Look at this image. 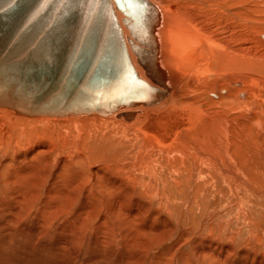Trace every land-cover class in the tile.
I'll use <instances>...</instances> for the list:
<instances>
[{
  "label": "bare ground",
  "instance_id": "1",
  "mask_svg": "<svg viewBox=\"0 0 264 264\" xmlns=\"http://www.w3.org/2000/svg\"><path fill=\"white\" fill-rule=\"evenodd\" d=\"M249 6L246 5V0H215L214 2L212 0H0V82L7 91V97L0 103H9L18 107V110H15L0 105V118L12 112L18 117L43 118L45 122L67 120L70 124L77 125L78 120L82 121L85 117L98 115L102 121L117 125L111 121L113 119L134 131L139 146L138 151L134 150L136 153L130 165L141 176L132 178L131 182L136 186L125 183L130 189V191L126 189L128 191L126 194H132L135 187L142 192L140 191L138 198L136 196L137 204H134L132 215H128L129 218L121 215L120 222L129 228L126 231H131L130 223L134 218L139 220L140 217L142 221L143 216L149 217L151 199L164 193H173L176 197L177 194L184 196L186 186L195 188L194 194L199 195L209 185L222 180L221 185L223 184L227 189L226 194L236 200L240 199L241 202L247 203L250 197L264 198V118L259 115L264 113V110H261V104H257L259 102L248 108V88L254 89L253 100L254 98L257 100L260 95L256 92H260L259 86H264V58L249 56L252 38L249 37L248 20L245 18ZM250 14L253 16V13ZM249 22L252 21L249 19ZM210 24L213 25L211 31L207 29L209 27L207 25ZM253 32L257 43L264 46V28H255ZM66 84H78V87L69 92L70 96L77 102L88 101L92 106L90 112L81 110L63 115H30L20 109H27L28 104L31 103L22 97V93L30 99L40 96L36 99L38 101L42 94L50 90L46 98L51 99L52 95L56 97L55 93L61 92L66 95L64 86ZM187 85L196 86L188 88ZM21 87L24 88L23 92ZM39 87L42 88L41 92L37 89ZM216 89L223 90L215 91ZM7 111H10V114ZM101 117L109 119L105 120ZM124 127H121L122 131ZM114 133L110 134L109 140L114 139L116 136ZM88 138L87 135L83 143L84 148L87 146ZM48 146L46 148L52 149ZM119 150H123V147ZM12 170L9 173H12ZM39 171H42L41 168L34 171L35 175ZM91 172L94 175L92 169ZM204 173L208 177L207 175L203 177ZM28 174L30 173L24 172V175ZM22 176L16 173V178L21 180L25 177ZM108 176L110 178L111 175ZM145 176L150 177L149 182L142 180ZM34 178L39 180L41 176L37 174ZM159 181L162 187L160 192L154 185ZM24 183L18 181L20 187H17H24ZM123 183L122 187L125 185ZM70 184L66 186V193H70L72 188ZM109 184L111 186L112 182ZM119 185L121 184L115 186L116 189ZM57 189L58 187L53 185L49 191H46L52 195ZM65 190H62V193H65ZM60 193L58 192V195ZM121 193L123 197L125 193ZM31 195L32 198L35 197L34 194ZM83 196L86 195L83 193ZM86 197H88L87 202L92 199L89 198V194ZM141 197L147 199L149 203L144 204L141 201L140 204ZM240 197L246 201H242ZM115 199L114 201L117 200ZM104 201L103 199L102 202ZM123 202L124 206L131 205ZM91 203L86 206L90 207ZM114 205L115 211L120 210L121 204L117 205L116 201ZM92 207L94 209V205ZM83 209L87 211L86 208ZM81 211L79 210L78 213ZM83 212L85 214L84 210ZM17 214L14 213L15 217ZM164 219L163 222L168 223L167 219ZM157 225H152L155 229L150 223L148 226L145 225V228L148 227V232H151L152 239H155L153 242L159 243L174 232L172 226L165 225L159 228ZM140 228L144 229L142 226ZM183 237L185 238L184 235ZM255 239L259 243L260 239L258 237ZM211 240L212 238H208L204 244L205 248H195L196 257L202 260L199 264H205L207 256L211 259L215 257L214 259L219 262L222 258H219L216 250L224 258L235 255L229 245H221L217 249L214 247L210 253L211 246L213 248V245H219ZM252 252L241 251L238 261L234 264H245V257L250 256H253V259L249 264H264V255L259 256L257 260L256 253L250 255ZM211 262L207 264H222L221 261Z\"/></svg>",
  "mask_w": 264,
  "mask_h": 264
},
{
  "label": "rangeland",
  "instance_id": "2",
  "mask_svg": "<svg viewBox=\"0 0 264 264\" xmlns=\"http://www.w3.org/2000/svg\"><path fill=\"white\" fill-rule=\"evenodd\" d=\"M212 1L214 2L215 0ZM263 2L264 0H246V5L248 4V6H250L246 10L247 16H245V18L248 20L249 26L247 25V28L249 37L252 38V49L249 52V56L251 55L250 57L253 56V58L258 56L264 58V46L257 43L256 37L253 32L255 28H264ZM250 13H253L254 17L250 16L252 15ZM249 19L253 23L249 22ZM256 22H260V25L256 24ZM210 25H207V27L209 26L207 29L211 31V27L213 28V25ZM252 29L253 31H251ZM259 53H261V55H259ZM195 86L187 85L188 88H194ZM259 89L260 92L256 93H259L260 97L258 96L257 100L255 98L253 100V96L255 97L254 89L252 87L248 88V108H252L254 103L259 102L257 104H261V110L263 111L264 86H259ZM217 90L220 91L223 89H216L215 91ZM10 113V115H7L6 117L2 116L0 118V264H199L202 260H198V257H196L195 255V251L198 247L205 248L204 244L206 243L208 238H212L211 241L213 243H219V245H213V248L211 246V248L209 249L210 253L211 251H213L214 247L215 249H217L221 245H229V248L230 246L232 247L231 251L233 250L235 252V255H232V257L224 258L219 255L218 250H216L219 258H224L223 261L222 259L219 260V262L221 261L222 264H234V262L238 261L239 253L245 250L251 252L256 251L250 253V255L256 253L255 256L257 255V260H259V256L264 255V244H262L264 238L263 197H256V199L250 197L248 198L249 201H247V203L245 202L246 199H242L240 197L242 201L244 200L245 203H243L240 199L236 200L226 194L227 189H225L223 184L221 185L222 180H217L215 184L209 185L205 190H202L201 194H196L197 196L194 194L195 188L186 186L184 190V196H178L177 194L176 197L175 195H173V193H164L158 194V197L151 199V208H149L151 213L150 215L148 214L149 217H147V215V218L143 216L142 221L140 217H138L139 220H136V218H134L130 223L131 231H126L129 228L120 222L122 218L121 215H123V217L125 216V218H129L128 215H132L134 204H137L135 203V200L142 192L140 189L135 187L132 191V194H126L128 193V191H130V189L127 188L128 186L125 183H129L131 186H136V184H132L131 181L133 179H136L137 176H141V174H138L139 172H136L130 165L132 163L131 161L133 160V155L136 153V151H138L137 148L139 146L138 142H136L137 138L135 136V132L131 131L128 127L120 125L113 119H111V121H113L117 125L102 121L100 119V116L98 115H96L97 117L92 116L94 117L93 119L91 116H88V118L85 117L82 121L78 120L79 123L77 125H75L74 123L72 125L67 122V120H56L57 122L46 120L47 122H45L43 118H24L18 117L17 115L15 116L12 114V112ZM259 115L261 116V118H264L263 112ZM101 118H105V120L109 119L108 117ZM118 125L124 127L125 129H123L122 131V128ZM75 131H77V133ZM133 132L134 134H132ZM113 133L116 134V136H114L113 140H109ZM87 135L89 136L86 144V148L88 149L83 147V143H85L84 140H86L85 138ZM79 138H81L82 140ZM106 138L108 140H106ZM44 141H46V144H44ZM119 144H121L120 147L118 146ZM47 146L52 149L46 148ZM122 147L123 150H119ZM84 150H86L87 152ZM42 153L43 156H41ZM61 155L63 157H61ZM95 155L97 157H95ZM42 157H44V159H42ZM80 161L82 162V165L80 164ZM98 165H100L99 167L103 166L105 168H99L97 167ZM19 167H21L22 169ZM12 168L14 170H12ZM38 168H41L42 170L41 172L39 171L37 173L41 176V180L39 179L40 181L34 178V176L37 175H35L36 172L34 171H36V169ZM91 169L94 175L92 174ZM95 169L97 172H94ZM97 169L99 171L100 169H104L105 171L102 170L99 172ZM11 170L12 173H9ZM47 170H49L48 173ZM109 170L111 171V174L109 173ZM24 172L30 174L24 175ZM31 172L34 174V176H32L33 174H31ZM134 172H136L137 175L136 173L134 174ZM16 173H18L20 176H25H22L25 180L16 178ZM107 173L111 175L110 178ZM12 174L14 177L12 176ZM49 174L51 175L49 176ZM112 175L116 176L112 177ZM206 175L207 174L204 173L203 177H205ZM7 176L11 178H8ZM75 176L78 177L76 178ZM122 176H126L124 178V183ZM6 178H8L10 181ZM51 178L55 179L52 180ZM146 178V176L142 177V180L144 179V181L149 182L150 177H148L147 179ZM17 180L23 183L25 182L24 187L18 188L20 186L18 185ZM195 180H197V178H195ZM29 181L30 183H28ZM33 182L37 184L33 185ZM67 182L69 184H73H70V186H72L70 193H66L65 190L66 186H69ZM111 182L112 184L110 186L109 183ZM75 183L77 185H75ZM118 183L121 185H119V188L116 189L115 186H118ZM122 183L125 184L123 185V187ZM9 184L11 186H9ZM52 184L55 187H58L60 191L58 189L54 190L53 194L51 195L48 194V191L53 186ZM138 184L139 183H137V185ZM154 185L159 192L162 190L160 181L158 182V184L155 183ZM78 186L79 188L81 187L80 190ZM35 187L38 188L36 189ZM167 187H169V185ZM17 189L19 190L17 191ZM75 189L79 191H76ZM126 189L129 190L127 191ZM13 190H16V193ZM62 190H65V193H62ZM124 190L126 191L124 192ZM58 192L61 193L58 195ZM119 192L125 193L126 197L125 195L122 197V193L120 194ZM22 193L23 195H20ZM83 193L86 196H88L89 194V198L93 199L94 197V199H89V202H87L86 200L88 199V197H84ZM31 194H34L35 197L32 198ZM49 196H53V198H50ZM60 196H62V199L60 198ZM115 196L117 200L115 199ZM129 196H131V198ZM79 197L80 199H78ZM193 197H195V199ZM72 198L75 199V201H73ZM113 198L117 201V205L120 206L121 204L120 210H114V204L116 203V201H114ZM71 199L72 201H69ZM82 199H84L85 201ZM103 199L105 200L104 202H102ZM139 200L140 204L141 201L144 204L149 203V201L147 199H144L143 197H141ZM123 201L127 202L128 205L131 204L129 206L132 207L130 208L127 205H125V207L123 205ZM70 202L73 203L70 204ZM85 203L89 205L91 203L92 205H94V209L92 205L89 207V205L86 206ZM242 203L243 205H241ZM82 205L84 207H82ZM83 208H86L88 212ZM122 208H124L123 211L121 210ZM126 208L129 209L126 210ZM24 209L26 210L25 212ZM78 209L82 211L78 213ZM83 210L85 211L86 215L83 214ZM92 211L94 213H92ZM13 212L15 214L19 213V215L17 214V217H15ZM109 213L110 215H108ZM73 216L77 217L74 218ZM104 217H106L105 220H103ZM71 218L77 221L73 219L70 220ZM151 218H153V220L156 218L159 219L153 221L151 220ZM164 218H166L167 220ZM163 219L168 223L163 222ZM159 220L162 223V226ZM114 222H117V224H115ZM148 223H150L151 226H156V223H158V225L161 226L160 227L157 225V227L159 228H163V226L165 225H168L170 227L172 226L174 232L170 237L161 241L162 243L153 242L155 241V239H152V234L151 232H148V227L145 228V225L148 226ZM42 224L44 225L41 226ZM103 226L105 229H103ZM141 226L144 229L140 228ZM153 228L155 229V227ZM134 230L137 234H134ZM142 230H144L145 232H143ZM183 235L185 236V238L183 237ZM254 236L255 238L258 237L260 239L259 243L257 242V239L254 238ZM75 239L76 241H73ZM141 240L142 243H140ZM143 240H145V242ZM199 244L201 246H199ZM136 256L139 257L137 258ZM128 258H131V260H129ZM214 258L211 259L207 256L204 263L207 264L212 260L215 261H212L211 263H219ZM252 259L253 256L245 257V264H249ZM230 260L232 261L230 262Z\"/></svg>",
  "mask_w": 264,
  "mask_h": 264
},
{
  "label": "water",
  "instance_id": "3",
  "mask_svg": "<svg viewBox=\"0 0 264 264\" xmlns=\"http://www.w3.org/2000/svg\"><path fill=\"white\" fill-rule=\"evenodd\" d=\"M65 86V91L66 95L64 93H55L56 97L52 95L51 99H47V93L50 91L48 90L44 94L41 95V98L37 101L36 99L39 98L40 96L36 98H29V96L24 95L22 93V97L24 99H28L31 101L30 104H28V108H20L25 114H43V115H63V114H69V113H77L81 110L84 112H90L92 110L91 104L86 101L85 103H81L80 101H76L73 98H71L70 93L72 90H74L76 87H78V84H66ZM23 87H21V90L23 92ZM39 92H41L42 88L39 87L37 88ZM6 89L2 86L0 82V102L1 100L5 99L6 96ZM89 94V93H87ZM44 97V99H43ZM0 105L8 106L10 108H14L15 110H18L17 106H13L12 104H6V103H0Z\"/></svg>",
  "mask_w": 264,
  "mask_h": 264
}]
</instances>
